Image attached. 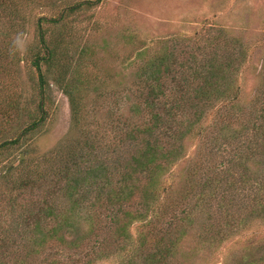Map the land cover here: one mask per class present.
Segmentation results:
<instances>
[{
    "label": "trees",
    "instance_id": "1",
    "mask_svg": "<svg viewBox=\"0 0 264 264\" xmlns=\"http://www.w3.org/2000/svg\"><path fill=\"white\" fill-rule=\"evenodd\" d=\"M13 3L14 0H0V10L5 12V19L10 21L16 17L6 10L10 8L12 11ZM92 4L89 0H78L61 8L55 17L37 18L40 47L32 48L31 55L37 74L38 99L32 96L23 100L22 105L14 101L0 104V116L11 117L16 113L15 118L18 120L14 131L0 142V154L4 149L15 146L21 135L32 138L36 131L42 132L40 128L48 117L47 86L51 78L57 80L66 92L72 119L65 140L44 153L31 178L29 174V177H22L21 182H17L19 187L15 185L8 190V195L15 199L9 213L17 211V206L21 214L14 215L11 220L0 216V228L3 229L0 234L7 237L18 230L21 233L19 239L22 240V234L28 226H34L31 228L36 229L35 232L40 227H51L48 232L41 230L45 234L41 237L40 233H35L38 238L34 241L39 244L41 239L44 243L61 229V219L67 220L66 215L71 206L73 210L85 213L92 226H99L98 229L104 227L108 234H112L113 229L124 233L129 224L144 220V225H153L152 232L157 236L151 248L159 256L158 264H194L202 252L204 258L208 256L205 257V254L213 253L217 238L220 242L232 238L243 224L241 217L245 220L255 215L260 208L264 210L263 174L253 181L242 172L237 178L228 177L232 168H238L255 158L256 154L264 152V84L260 86L261 92L247 104L237 101L240 89L235 82V75L240 72V58H243L244 50L241 51V45L230 44L225 39L224 44L216 41L217 45L224 47V52H207V56L203 54L201 59L191 55L187 65L177 66L174 63L177 68L173 63L161 65V62L156 64L148 61L150 63L139 74L141 84L147 87L148 93L139 91L129 104V111L132 117L140 119L145 116L152 124L141 131L136 129L137 134L142 133V140L137 142L140 144L120 148L121 141H108L100 131L99 109L102 104L99 105V97L97 101L88 100V90L91 85L92 89L96 87L98 78L86 75L74 77V70L72 66L69 67L74 59L72 48L66 47L67 39L74 34L67 30L68 20L77 17L80 10ZM47 24L60 28L54 43L46 39ZM213 42L214 39L209 40L208 44ZM25 59L26 56L17 58L21 62ZM161 66L163 73L171 77L174 84L171 90L165 88ZM93 67L99 69L98 64H93ZM68 69L71 74L65 81ZM110 103L114 106L117 100L113 99ZM168 103L173 106L171 111L164 109ZM182 105L187 109H176ZM166 110L169 118L165 119ZM109 114L102 120L108 119ZM178 114L183 115L182 125L175 122ZM207 119L210 122L203 125L201 130L196 128L198 123L203 124ZM209 127H214L219 134L212 141V146L222 150L223 145L231 144L228 151L235 152L225 161L215 159L214 151H204L202 147V133H209ZM90 134L94 138L98 137L97 141H88ZM79 135L86 139L71 141L74 137L78 139ZM184 138L199 140L190 142H197L194 152L187 153L189 146L185 145ZM220 138L227 141L219 142ZM232 141L237 142L235 146ZM33 142L28 141V144ZM131 147L137 150L131 152ZM176 164H182L177 176L170 171L171 165ZM28 188L32 189L30 198L16 202L21 191ZM37 189L42 190L38 193L40 196L37 195ZM134 200L136 206L129 209V204ZM43 217L48 222H60V225L49 226L46 222L43 226ZM78 242L69 245V248H80ZM99 242L102 243L96 239L92 245H88L91 254L103 249L98 247ZM185 242L189 245L187 249L183 248ZM114 245L118 248V245ZM125 247L126 244H122L118 250ZM60 253L51 255L49 264H55L53 258ZM73 255L64 254L70 259L69 264L73 262ZM251 257L253 260L248 264H264V247L258 248ZM150 258L149 254L141 262L135 261L134 257L119 259L115 264H147ZM0 264H6L2 257ZM151 264L156 263L154 261ZM239 264H247V261Z\"/></svg>",
    "mask_w": 264,
    "mask_h": 264
},
{
    "label": "rangeland",
    "instance_id": "2",
    "mask_svg": "<svg viewBox=\"0 0 264 264\" xmlns=\"http://www.w3.org/2000/svg\"><path fill=\"white\" fill-rule=\"evenodd\" d=\"M76 1L78 0H14L11 5L12 11L10 8L6 10L16 17L13 21L5 19V12L0 10V104L3 101L5 104L14 101L22 105L23 100L32 96L38 99L37 74L35 75L36 70L32 65L31 55L35 46L40 47L37 18L55 17L61 8ZM89 1L94 4L80 10L77 17L69 19L70 22L67 23V30L70 34H74L69 40L67 39L66 47L72 48L74 59L69 67L72 66L74 77L86 75L89 78L93 76L98 78L95 82L96 87L92 89L91 85L88 90V100L97 101L99 97V105L102 104L99 109L100 131L105 134L108 141H121L120 148L140 144L137 142L142 140V133L137 134L136 129L141 131L140 129L152 124L149 118L132 117L129 111V104L139 91L148 93L147 87L142 86L139 75L150 63L148 61L156 64L161 62V65L166 63L169 65L175 63L177 66L187 65L188 62L190 63L191 55L201 59L203 54L207 56V52H224V47L217 45V42L224 44L226 40L230 44L241 45V51L244 50V56L240 58L242 61L240 72L235 75V82L240 89L237 101L247 104L261 92L260 86L264 84V0ZM45 26L46 39L54 43L53 40L58 37L60 28L50 24ZM212 39H214L213 44H208ZM139 51L141 52L137 55ZM165 55L169 56L165 57ZM24 56L26 59L22 62L17 60L18 57L22 59ZM93 64H98L99 69L94 68ZM160 69L163 75V66ZM68 71L65 81H68L71 74V70ZM162 79L166 81L165 88L171 90L174 86L171 77L164 74ZM47 91L48 117L40 128L42 132L36 131L32 134V138L26 134L18 137L19 134L17 144L9 150L4 149L0 154V216L10 220L14 215L21 214V211L16 206L17 211L9 213L13 209L11 205L15 199L8 195V190L15 185L19 187L17 182H21L22 177L24 179L29 174L31 178L44 153L65 140L72 126L71 108L66 92L57 80L52 78L49 79ZM113 99L117 100L114 106L110 103ZM31 106L34 107V104ZM172 107L168 103L163 108L171 111ZM176 109L184 111L187 108L182 105L181 108ZM107 114L109 118L102 120ZM167 114L166 110L163 118H169ZM15 116L16 113L11 117L0 116V142L18 125ZM182 118L183 115L178 114L175 122L181 124ZM206 121L203 124L198 123L196 128L201 130L203 125L210 122L209 119ZM208 130L209 133L207 131L202 133L204 151H214L215 159L224 161L235 153L234 150L228 151L232 147L231 144L223 145L222 150L212 146V141H215L214 138L219 134L214 127H209ZM97 138L90 134L88 141H97ZM76 139L74 137L71 141H84L86 138L79 135ZM28 141L34 142L28 144ZM183 141L189 146L186 149L189 154L194 152L197 143L190 142L199 140L184 138ZM221 141L227 140L220 138L219 142ZM235 141H232L233 146L237 143ZM131 148V152L137 150ZM213 148L214 150H211ZM129 155L131 156V153ZM181 165H171L170 171H173V175H179ZM240 172L244 176H249L252 181L264 175V152L256 154L255 158L244 162L240 167L232 168L228 177L237 178ZM173 175L171 174L172 177ZM24 189L16 202L30 198L32 189ZM37 190V195L40 196L38 193L42 190ZM135 206L134 200L129 204V209ZM255 215L245 220L241 217L243 224L235 231L233 237L221 242L217 238L212 249L213 253L205 254V257L208 256L204 258L202 252L195 263L239 264L247 261L248 264L253 260L251 255L255 254L258 248L264 247V210L260 208ZM66 217L67 220L61 219V229L53 237H48L44 243L40 238L39 244L34 241L38 238L35 233H40L39 237H41L45 235L41 230L48 232L51 229V227L46 229L44 226L48 222L44 217L41 223L45 229L40 227L39 231L35 232L36 229L31 228L34 226H28L26 232L22 234V240L19 239L21 233L18 230L9 233L7 237L0 234L3 242L0 245V257L6 264H49L51 255L60 251L61 253L53 258L55 264H69L70 259L64 254H74L73 262L70 264H115L119 259H133V257L135 261L141 262L149 254L154 260L150 258L147 264L159 262V256H156L151 248L157 238L152 232L154 227L144 225V220H136L129 224L124 233L113 229L112 234H108L104 227L98 229L99 226H92L85 213L77 209L73 210L71 206ZM54 224L55 221L48 222L47 225ZM59 225L60 222L54 227ZM2 231L3 229L0 228V233ZM187 231L190 232L189 229ZM15 238L18 239L17 242L14 241ZM96 239L102 241L97 245L103 249L91 254L88 245H92ZM76 241H79L80 248H69V245L77 244ZM114 244L118 245V248L122 244H126V247L118 250ZM188 246L187 242L183 244L185 249ZM243 257L245 260H242Z\"/></svg>",
    "mask_w": 264,
    "mask_h": 264
}]
</instances>
